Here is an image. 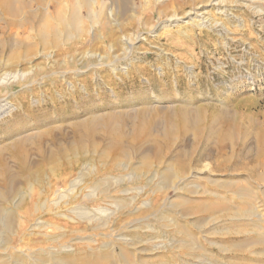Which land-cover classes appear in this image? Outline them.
Instances as JSON below:
<instances>
[{"label": "rangeland", "instance_id": "374dc122", "mask_svg": "<svg viewBox=\"0 0 264 264\" xmlns=\"http://www.w3.org/2000/svg\"><path fill=\"white\" fill-rule=\"evenodd\" d=\"M25 1L0 21V76L27 71L0 84V264H264V0Z\"/></svg>", "mask_w": 264, "mask_h": 264}, {"label": "bare ground", "instance_id": "6f19581e", "mask_svg": "<svg viewBox=\"0 0 264 264\" xmlns=\"http://www.w3.org/2000/svg\"><path fill=\"white\" fill-rule=\"evenodd\" d=\"M35 2H38V3H40L41 1H45V0H34ZM49 1V0H48ZM51 1V0H50ZM62 1H64V0H62ZM81 1V0H80ZM86 1H88L89 3H90V5L91 4H93L94 3V1L95 0H86ZM25 0H0V13H1V17H0V21L2 20L3 21V18H5L6 20H4L3 22H5V25H6V23H9V25L10 26H12L13 25V23H17V20L15 19V15L17 14V10L19 9V7H21V8H25L26 7V5H25ZM31 2V1H30ZM53 2V1H52ZM54 2H55V0H54ZM77 2H79V1H77ZM82 2H83V0H82ZM87 2V3H88ZM15 3V4H14ZM18 3V4H17ZM32 3V2H31ZM38 3H36V4H38ZM44 3V2H43ZM56 3V2H55ZM54 3V4H55ZM63 3V2H62ZM84 3H86V2H84ZM58 4H60L59 3V1H58ZM57 5V4H56ZM62 5V4H61ZM85 5V4H84ZM39 6H41L40 4H39ZM65 6V5H64ZM81 6H82V4H81ZM29 7V6H28ZM27 7V8H28ZM63 8V7H62ZM24 12V11H23ZM41 12V11H40ZM60 12V11H59ZM78 11H75L72 15H71V19H72V24L74 23V26L76 27V30H78V23H79V25H80V17H79V13H77ZM55 14V13H54ZM58 14V13H57ZM95 15V14H94ZM59 17H60V19H58V20H60V21H58L59 23L61 22V23H63L62 21H65V23H66V20H65V17L63 16H61V15H59ZM176 18V17H175ZM57 19V18H56ZM174 19V18H173ZM15 20V21H14ZM172 19H169V21H171ZM24 21V20H23ZM36 21V20H35ZM71 21V20H70ZM199 21V20H198ZM19 22V21H18ZM21 22V21H20ZM191 22V21H190ZM200 22V21H199ZM1 23V22H0ZM68 23V22H67ZM57 24V23H56ZM69 24V23H68ZM68 24H66V25H68ZM198 24V23H197ZM0 25H2V24H0ZM17 25V24H16ZM19 25V24H18ZM58 26H60V24H57ZM56 25V26H57ZM70 27H72L71 26V22H70ZM202 25V24H201ZM6 27V26H5ZM43 27H44V25H43ZM46 27V31L47 32H43L45 29H43V30H40V33H39V35L41 36V37H44V35L46 34V33H48V31H49V33L51 32V33H53L54 35L57 33V32H60V31H57V29H58V27H57V29H56V27H55V25L54 26H49V25H47V26H45ZM44 27V28H45ZM62 27V26H61ZM9 28V27H8ZM7 28V29H8ZM0 29H2L1 28V26H0ZM41 31H42V33H41ZM38 32V31H37ZM80 32V31H79ZM36 33V32H35ZM28 46V45H27ZM3 64H5V63H3ZM8 64V63H7ZM26 74H27V71H23V70H17V71H14V72H3L2 74H1V76H0V84H2V83H5V84H7V83H9L10 81H16V80H22L25 76H26ZM3 106H6L5 104L3 105ZM8 106V105H7ZM3 110V109H2ZM1 111V110H0ZM2 112V111H1ZM167 176V175H166ZM162 177H163V175H162ZM184 179V178H183ZM170 181V180H169ZM73 184V183H72ZM14 204V203H13ZM123 205H125V202L124 201H118V203L117 202H114V206H113V209H111V210H109V211H107L108 209H106V208H95V209H86L85 207H76V210H78V212H76L75 211V208L73 209V212H75V213H77L78 215H80V216H82V217H84V218H86L87 220H88V222H90V221H92V220H99V219H97V216H104V217H106V219H107V217H108V215L109 214H112L115 210H117L119 207H122ZM15 206H17V204L15 205ZM1 219H2V226H3V228L4 229H9V230H11L12 229V227H14V225H15V222L14 221H16L15 220V211L14 210H5V212H4V214L2 215V217H1ZM105 219V220H106ZM105 220H102L103 222L105 221ZM100 221V220H99ZM1 222V221H0ZM105 223V222H104ZM36 225L38 226V227H40L41 226V222H37L36 223ZM13 231V230H12ZM121 235V234H120ZM125 238V237H124ZM12 239H13V237H12ZM15 240V239H14ZM124 242H128V239H124L123 240ZM131 242V241H130ZM8 243V242H7ZM125 244H127V243H125ZM5 245V244H4ZM42 250V249H41ZM4 253V252H3ZM6 254V253H5ZM5 254L3 255V256H5ZM51 256V255H50ZM53 256H51V258H52ZM129 258V257H128ZM38 260V259H37ZM40 261V260H39ZM41 262V261H40ZM102 262H98L97 260H94V261H92L91 263H89V264H101Z\"/></svg>", "mask_w": 264, "mask_h": 264}]
</instances>
